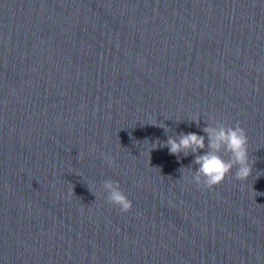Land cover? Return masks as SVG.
<instances>
[{
	"label": "water",
	"instance_id": "obj_1",
	"mask_svg": "<svg viewBox=\"0 0 264 264\" xmlns=\"http://www.w3.org/2000/svg\"><path fill=\"white\" fill-rule=\"evenodd\" d=\"M214 119L255 163L209 190L153 144ZM0 264H264V0H0Z\"/></svg>",
	"mask_w": 264,
	"mask_h": 264
},
{
	"label": "clouds",
	"instance_id": "obj_2",
	"mask_svg": "<svg viewBox=\"0 0 264 264\" xmlns=\"http://www.w3.org/2000/svg\"><path fill=\"white\" fill-rule=\"evenodd\" d=\"M192 121H195L199 126L200 119ZM206 125L202 129L206 136L198 135L195 132L180 133L177 136H169L163 144L157 141L153 144L155 145L154 148L167 147L170 154L177 157L181 153L184 156L195 154L193 164L198 165V168L194 170L191 180L198 187L211 190L222 183L234 168L236 169L235 178L237 180H246L250 177L255 162L249 159L246 130L239 123L229 125L215 119L206 121ZM160 127L165 128L167 132V126ZM201 150H205L202 155L200 154ZM112 163L110 160V166ZM185 168L188 167L180 169L182 175ZM102 187L107 193L106 202L108 204L118 208L121 213L132 211L133 202L121 189L118 181L106 179L103 181ZM69 194L75 195L74 187Z\"/></svg>",
	"mask_w": 264,
	"mask_h": 264
}]
</instances>
